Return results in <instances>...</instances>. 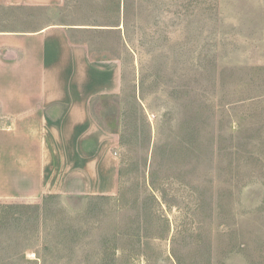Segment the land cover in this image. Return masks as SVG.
Wrapping results in <instances>:
<instances>
[{
	"label": "rangeland",
	"instance_id": "rangeland-1",
	"mask_svg": "<svg viewBox=\"0 0 264 264\" xmlns=\"http://www.w3.org/2000/svg\"><path fill=\"white\" fill-rule=\"evenodd\" d=\"M5 14L0 29L81 26L122 72L91 104L117 135V194L0 200V264H264V0Z\"/></svg>",
	"mask_w": 264,
	"mask_h": 264
},
{
	"label": "crops",
	"instance_id": "crops-1",
	"mask_svg": "<svg viewBox=\"0 0 264 264\" xmlns=\"http://www.w3.org/2000/svg\"><path fill=\"white\" fill-rule=\"evenodd\" d=\"M64 3L0 0V11L13 23L11 15H49ZM82 30L48 20L0 29V200L118 192L117 135L93 118L91 104L120 94L121 62L93 58L75 38Z\"/></svg>",
	"mask_w": 264,
	"mask_h": 264
}]
</instances>
